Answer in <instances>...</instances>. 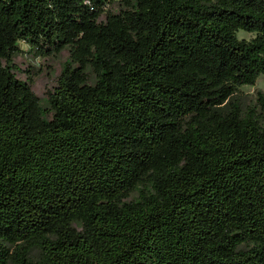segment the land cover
Here are the masks:
<instances>
[{
	"label": "trees",
	"instance_id": "1",
	"mask_svg": "<svg viewBox=\"0 0 264 264\" xmlns=\"http://www.w3.org/2000/svg\"><path fill=\"white\" fill-rule=\"evenodd\" d=\"M263 74L264 0H0V264H264Z\"/></svg>",
	"mask_w": 264,
	"mask_h": 264
},
{
	"label": "rangeland",
	"instance_id": "2",
	"mask_svg": "<svg viewBox=\"0 0 264 264\" xmlns=\"http://www.w3.org/2000/svg\"><path fill=\"white\" fill-rule=\"evenodd\" d=\"M237 36L240 40L253 38V35L245 32H238ZM20 46L21 53L15 58V64L19 68L18 76L22 80L31 81L33 92L46 105L48 92L53 89L65 66L71 63L70 53L65 50L50 56H36L27 44L20 42ZM258 92L264 93V74L257 79L254 86L240 88L237 99L243 109L256 104ZM137 195L134 193L130 200L136 199Z\"/></svg>",
	"mask_w": 264,
	"mask_h": 264
}]
</instances>
